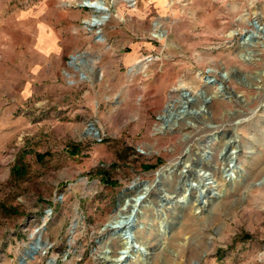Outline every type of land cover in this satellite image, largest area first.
<instances>
[{"label":"rangeland","instance_id":"rangeland-1","mask_svg":"<svg viewBox=\"0 0 264 264\" xmlns=\"http://www.w3.org/2000/svg\"><path fill=\"white\" fill-rule=\"evenodd\" d=\"M82 1L0 0V264H117L143 183L119 264H264V0Z\"/></svg>","mask_w":264,"mask_h":264},{"label":"bare ground","instance_id":"bare-ground-1","mask_svg":"<svg viewBox=\"0 0 264 264\" xmlns=\"http://www.w3.org/2000/svg\"><path fill=\"white\" fill-rule=\"evenodd\" d=\"M84 3H87L89 8H92L94 10H96V12H99L100 14H105L106 11L108 10V8L106 7V5L104 3H102L101 1H91V0H83L82 1V5H84ZM104 17L107 16H103L102 20L98 19L96 20L94 18L93 23L92 20L90 21V26L92 27H99L100 25H102L105 22ZM107 19V18H106ZM104 20V21H103ZM256 23L258 26V29L252 30L249 33L244 34V45H253L255 43H257L261 38L262 43L260 41V43L264 46V25L257 19H255ZM255 23V24H256ZM161 34V33H160ZM211 70H209L210 72ZM207 78V79H206ZM205 85H211V84H215V80H213L211 77H204L203 78ZM218 90H220V87L217 85ZM221 89H223V85L221 86ZM227 146V150L225 153V173L227 175H229L230 177H235V172H236V157H237V149H236V145H235V141L232 140L231 138L227 140L226 143ZM190 163H184L183 164V168H187L189 167ZM178 165V163H174L171 166H168L160 171H158L156 173L158 180H160L162 177H166L169 176L172 173H175V168ZM202 170V169H201ZM187 171V170H186ZM181 172V171H180ZM184 171L181 172V175L183 174ZM187 175V174H186ZM184 175V176H186ZM197 179L196 181L201 182V181H205L203 183L204 185V192L206 193H210V191H212L213 189L216 188L217 185H214L213 181H211L212 178L209 177V174L207 173H200V171H197L196 173ZM207 181V182H206ZM135 188H139L140 192L139 195H141L143 198L139 199V197H135V199L133 198H129L125 201V204H123L122 206H120L113 218H111V220L109 221V224L107 225V228H109L110 230H112L113 235H117V237L120 239L121 245H122V251L120 252L119 257H117L114 262L119 264L121 262H123L124 260L127 259L128 254H129V249L131 250V248H133V244L136 242H133L132 240V236H130V224L133 222H135L138 218L137 214L139 213V210L143 207H147L146 205V197L149 195V193L151 192L152 189H154V187H152V185H148V183H143V184H139L134 186ZM188 189H185L184 191L186 192ZM177 197V196H176ZM177 199L173 201V203H177ZM205 202V201H204ZM205 204V203H204ZM201 208V207H200ZM134 214V215H133Z\"/></svg>","mask_w":264,"mask_h":264},{"label":"crops","instance_id":"crops-1","mask_svg":"<svg viewBox=\"0 0 264 264\" xmlns=\"http://www.w3.org/2000/svg\"><path fill=\"white\" fill-rule=\"evenodd\" d=\"M24 16H25L24 18L26 19L27 24L31 28L29 29V31L28 30L26 31V35L33 36L34 27L36 28L37 32L41 33L42 35L48 34L50 32L48 20L44 18H35L33 10L27 11L26 14H24ZM30 65L32 66L33 63L31 62Z\"/></svg>","mask_w":264,"mask_h":264},{"label":"water","instance_id":"water-1","mask_svg":"<svg viewBox=\"0 0 264 264\" xmlns=\"http://www.w3.org/2000/svg\"><path fill=\"white\" fill-rule=\"evenodd\" d=\"M101 2L104 3L103 1H101ZM83 6H85V7H89L87 3H84ZM106 18H107V17H104V19H106ZM241 38L244 39V36H242ZM141 198H142V197H139V199H141ZM133 215H134V214H133Z\"/></svg>","mask_w":264,"mask_h":264},{"label":"trees","instance_id":"trees-1","mask_svg":"<svg viewBox=\"0 0 264 264\" xmlns=\"http://www.w3.org/2000/svg\"><path fill=\"white\" fill-rule=\"evenodd\" d=\"M146 168H154V167H151V166L149 167V166H148V167H146Z\"/></svg>","mask_w":264,"mask_h":264}]
</instances>
